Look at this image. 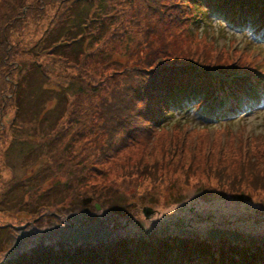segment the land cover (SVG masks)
I'll list each match as a JSON object with an SVG mask.
<instances>
[{
  "label": "trees",
  "instance_id": "obj_1",
  "mask_svg": "<svg viewBox=\"0 0 264 264\" xmlns=\"http://www.w3.org/2000/svg\"><path fill=\"white\" fill-rule=\"evenodd\" d=\"M101 1L38 0L33 20L41 19L45 5L54 10L58 8L59 15L53 17L40 37L36 32L31 37L28 36L30 24L24 17L26 12H22L24 2L13 0L9 6L13 7V12L19 10V13L11 19L10 30L0 31V155L5 159L10 146L16 144L22 158L30 156L27 161L31 162L24 164V168L36 167L33 170H37L27 178L36 176L37 179L32 180L39 182L38 174L42 179L45 176L59 177L65 180L63 185L68 191L77 189V186H71L70 181L74 178L69 179L71 175L76 177L75 172H78V164L73 171L71 164L77 162V155L71 156L70 152L78 141V131L72 130L67 134L66 129L71 125L82 127L78 113L71 116L69 110L78 107L76 102L84 94L95 99L96 106L92 110L95 108L99 115L89 117L86 127L88 124L97 127L98 131L94 130L96 138L102 134L105 137L104 140L99 139L98 158L88 162L89 167L96 171L100 162L115 152V144L118 149L135 144L143 147L142 151L149 149L160 128L168 126L182 112L205 121L229 119L240 108L248 92L257 94L256 91L264 88L263 84L251 82V77L257 74L251 63L236 59L234 62L230 59L220 62L202 58L192 51L167 49L173 46L164 42L167 40L164 35L158 38L160 46L154 44L155 40L141 52L138 49L127 53L126 60L132 61L130 68L114 70L107 77L111 80L105 79L98 86L95 76L101 72V63L106 62L92 60L96 49L93 46L99 42L93 33H98L97 24L100 22H96L97 14L104 17L110 13V6ZM146 2L150 6L146 5L148 12L142 11L144 14L140 20L145 22L146 17L151 21L154 16L158 21L156 29L162 27L167 31V21L181 22L188 28L190 23L195 26L204 19L220 17L224 25L231 26L236 32L246 30L256 39L260 38L259 41L264 38V0ZM2 7L6 6L0 1ZM153 33L156 34V30L150 32ZM146 49L148 52L143 59L137 57ZM126 50L129 51V46ZM219 57L221 54L216 56ZM56 63L58 69L54 68ZM78 67L82 69L81 76H78ZM85 72L92 73L89 79ZM227 87L232 91L225 90L226 95H221L219 90ZM10 112L11 121L5 123L3 120ZM66 137H69V143L65 142ZM29 145L34 148L24 154L23 148ZM152 150L154 153L155 149ZM169 155L176 160L183 158L182 152L176 150ZM250 165L254 162L247 159L239 161L238 171L232 173L233 176L226 175L224 170L218 169L220 167L207 165L200 174L209 183L214 181L221 192L234 198H244L240 191L264 189V185L259 183L257 186L247 178L245 170ZM150 168L156 170L157 165H145L141 170L149 173ZM191 177L184 178L186 184ZM69 199L71 197H67L65 202L68 203ZM110 202L112 206L113 200ZM51 207L44 212L50 213V219L41 222L39 218L43 214L38 212L39 217L33 222L27 220L23 223L19 228L21 233L14 235L9 250L12 252L2 258L0 264H264V248L261 249L264 237H241L220 227L207 231L202 239L197 236L203 234L195 231H190L187 238H178V235L169 234L167 228L159 233L165 237L155 240L150 238L149 232L144 236L129 237L127 234L123 237L103 231L90 237L88 230H82L78 223L75 230L74 224L65 218L66 214L52 212ZM69 211L70 214L75 212L70 206ZM200 216L203 215H196L197 218ZM203 219L210 220L204 216Z\"/></svg>",
  "mask_w": 264,
  "mask_h": 264
},
{
  "label": "rangeland",
  "instance_id": "obj_2",
  "mask_svg": "<svg viewBox=\"0 0 264 264\" xmlns=\"http://www.w3.org/2000/svg\"><path fill=\"white\" fill-rule=\"evenodd\" d=\"M0 1L6 6L0 8V31L6 32L10 30V21L19 10L13 12V7L9 6L13 0ZM22 1L25 5L22 12H26L25 20L30 24L28 32L31 33H28V36L32 37L36 32L40 37L53 17L57 18L59 15L58 8L54 10L45 5L42 8L44 15L35 21L32 17L36 12L34 9L38 0ZM101 2L110 6V13L107 14L109 17L97 14L96 22H100L97 24L98 33H93L99 38V42L93 46L96 49L93 51L95 56L92 60L106 62L101 63V72L95 76L98 86L105 79L111 80L107 78L111 73L130 68L132 61L126 60V54H130L131 50L140 49L141 52L155 40L154 44L160 46V35L167 39L164 42L178 47L167 49L188 53L192 51L202 58L220 62L239 60L242 63H251L256 72H264V42L255 47L257 45L250 42L253 41L251 32L237 33L225 26L221 18L204 19L201 24L195 26L190 23L188 28L181 22L167 21V31H164L162 27L156 29L158 21L154 16L151 21L146 17L145 22L140 20L143 12H148V2L145 3V0ZM111 6L116 8L112 9ZM142 29H146V32H142ZM153 30H156V34H150ZM133 40L135 41L132 42ZM128 46L129 51L126 50ZM160 48L162 49V46ZM146 52L147 49L137 57L143 59ZM218 54H221V57L216 58ZM54 68L58 69V63L54 64ZM81 73L82 69L78 67V76H81ZM85 74L89 79L88 76L92 73ZM225 90L232 91V88L220 89V94L226 95ZM94 103L93 97L84 94L80 101L76 102L78 107L69 110L71 116L78 113L82 123V127L75 128L71 125L66 129L67 134L72 130L78 131V143L76 142L74 149L70 151L71 156L77 155V162L69 161L72 171L77 169L78 164L76 177L71 175L72 178L69 179L70 181L74 178L70 182L72 187L77 186L76 190L65 189V180H60L59 177L45 176L42 179V175L38 174L39 182L32 180L37 179L36 176L27 178V175L32 176L37 170H33L36 167L24 168V164H30L31 161H27L30 156L22 158L18 153L20 148L16 144L10 146V153L5 159L0 155V260L12 252L9 250L14 235L21 233V229L17 233L15 227L23 226L27 220L33 222L39 217L38 212L44 215L39 218L41 222L50 219V213L45 215L44 212L52 208L51 205L52 212L66 214L65 218L74 224L75 230L78 223L82 230H93L94 236L103 231L111 236L123 237L127 234H130L129 237L144 236L149 232L150 238L155 240L164 238L165 236L159 233L161 229V232H164L167 228L169 234L178 235V238H187L190 231H195L203 234L197 236L202 239L207 231L219 226L230 227L241 237H264V189L248 188L246 191H240L243 192L244 198H234L221 192L214 181L209 183L200 174L207 166H212L220 167L218 169L224 170L226 175L233 176L232 173L238 171L239 161L247 159L254 162V165L245 170L247 178L257 186L259 183L264 185V104L260 106V103L258 107L248 109L241 116L231 119L232 122L218 120L210 123L182 112V115L178 114L168 126L160 128L152 138L149 149L142 151L143 147L138 144L118 149L115 144V152L108 154L96 167V171H93L88 162L98 158L99 139H105L103 134L96 138L94 130L98 131L97 127L90 124L86 127V120L98 115L95 108L92 110V107L96 106ZM11 118L10 112L3 121L8 123ZM85 128L88 130H84ZM68 139L69 137H66L65 142L69 143ZM33 148V145L25 146L24 154ZM175 150L182 152L181 160L169 155ZM163 154L165 160H162ZM157 156L160 157L156 158ZM154 164L157 165L158 171L151 170L153 168H150L149 173L148 170H141L145 165L152 167ZM185 175L193 176L188 179L187 184ZM156 179L160 181L156 182ZM67 197H71L68 203L65 202ZM86 198H90L92 202L82 206L81 201ZM111 199L114 203L112 206L111 202L109 203ZM94 205H99V210H95ZM69 206L75 212L68 213ZM144 208L152 210L148 220L143 216ZM197 214L210 220H204L203 216L197 218Z\"/></svg>",
  "mask_w": 264,
  "mask_h": 264
},
{
  "label": "water",
  "instance_id": "obj_3",
  "mask_svg": "<svg viewBox=\"0 0 264 264\" xmlns=\"http://www.w3.org/2000/svg\"><path fill=\"white\" fill-rule=\"evenodd\" d=\"M89 202H90V200H84V201H83V204L85 205V204H87V203H89ZM95 207H96L97 210H99V208H100L98 205H96ZM142 212H143V215L145 216V218H148L149 215L152 214V213H151L152 210H151V209H148V208H144Z\"/></svg>",
  "mask_w": 264,
  "mask_h": 264
},
{
  "label": "bare ground",
  "instance_id": "obj_4",
  "mask_svg": "<svg viewBox=\"0 0 264 264\" xmlns=\"http://www.w3.org/2000/svg\"><path fill=\"white\" fill-rule=\"evenodd\" d=\"M263 248H264V246L261 247V249H263Z\"/></svg>",
  "mask_w": 264,
  "mask_h": 264
}]
</instances>
